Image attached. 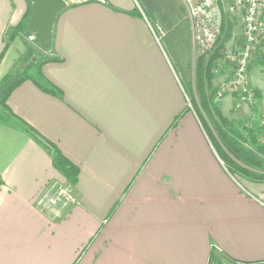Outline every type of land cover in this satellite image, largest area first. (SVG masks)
Returning <instances> with one entry per match:
<instances>
[{
  "label": "crops",
  "instance_id": "crops-1",
  "mask_svg": "<svg viewBox=\"0 0 264 264\" xmlns=\"http://www.w3.org/2000/svg\"><path fill=\"white\" fill-rule=\"evenodd\" d=\"M66 2L44 49L31 2L0 0V89L29 70L57 92L26 80L6 105L78 170L68 183L25 126L0 124V264L264 263V182L235 180L186 109L182 1ZM55 185L77 204L46 208Z\"/></svg>",
  "mask_w": 264,
  "mask_h": 264
},
{
  "label": "trees",
  "instance_id": "trees-1",
  "mask_svg": "<svg viewBox=\"0 0 264 264\" xmlns=\"http://www.w3.org/2000/svg\"><path fill=\"white\" fill-rule=\"evenodd\" d=\"M133 15H140V13L136 12L133 13ZM220 59V55L218 56L216 52L214 54L212 53V55H209L208 57L200 56L198 58L197 68L200 73L198 83L200 84V92L202 94L201 96L203 97V102L199 104L201 112L194 110L198 105L193 99L191 101L192 104L188 100L189 104L192 105V111L194 115L196 116L201 128L205 132L210 144L214 147L217 156L222 161L227 172L231 176L246 178L254 182H264V145L257 144L258 134L264 133V124H259L258 127L255 128L254 125L257 121L253 122V117L245 122L234 124L220 116V110L218 109V105L215 102L216 91L211 85V80L215 76L214 68H216V63H218ZM262 62L263 61H261L260 64H263ZM39 65L40 64L37 65L38 68ZM249 66L250 65H248L247 70ZM26 80L33 81L37 87L44 92L51 94L57 93L51 84L46 83L43 86L30 76L22 75L15 78L10 76L6 77L1 86L3 94L0 98V107L3 108L4 112L0 115V124L5 123L9 118H12L20 125L25 126V130L31 135L32 139L49 153L55 170H57L68 183L74 185L77 181V168L65 157H63L62 154L52 144L41 138L28 126L24 125L21 120L14 117L6 105V100L12 90ZM183 91L186 95L184 87ZM206 92H208V94H205ZM253 94L254 96H257L256 92H253ZM250 110H252L253 114L255 113V109L250 108ZM187 111L189 110L187 109ZM201 114H212V117L213 115L218 116V121H215L217 138H210V135L207 131L208 123L204 120L205 118ZM258 120H260V122L262 121L260 118ZM244 144H248L250 149H243L242 146H244ZM238 163H242L244 166H241ZM251 169H254L257 172H253ZM214 258L215 253H211L209 263Z\"/></svg>",
  "mask_w": 264,
  "mask_h": 264
},
{
  "label": "rangeland",
  "instance_id": "rangeland-1",
  "mask_svg": "<svg viewBox=\"0 0 264 264\" xmlns=\"http://www.w3.org/2000/svg\"><path fill=\"white\" fill-rule=\"evenodd\" d=\"M218 11L220 14V17L222 18V31L221 34L213 47L212 53L215 52L218 54V56L221 54L223 57H221L223 64L220 62L216 63L217 66L214 68L215 76L211 80V85L216 91L215 96V102L218 105V109L220 110V116L234 124L245 122L252 117L254 118L253 122L257 121L254 125V127H258L260 124V120H264V57L261 53L260 47L256 49V52L252 54L249 62V68L246 72V87L251 92L250 94L252 97L249 101L245 102H239L238 94L235 89L233 88H227L225 90L223 89V85L227 82H230L233 77L234 69L236 68L234 66L235 61V54L237 51L243 46V20L244 16L241 11L238 10H230V7L232 5L233 0H218ZM261 18L264 20V1L261 5ZM151 28H153L154 32L156 33V27L154 23L150 22ZM221 47V48H219ZM211 53V55H212ZM200 56L195 51L194 54V62L192 65V75H191V83L189 87L185 88L186 95L183 91V98L185 100L186 109L189 110V112L193 113L192 111V105L189 104V101L191 102L192 99L195 101V103L198 105L194 110L201 112V108L199 107V104L203 102V97L201 96L200 92V84L198 83L200 73L197 68V60ZM261 61H263V64H260ZM40 61H38L37 65ZM36 65V66H37ZM252 66H256L253 67ZM36 68V67H35ZM26 75L30 77H34V73L30 72L29 70L27 73H22L20 76ZM13 78L19 77V76H12ZM253 92H256L257 96H254ZM3 94V90H0V98ZM205 94H208L206 92ZM187 96V97H186ZM189 101H187V99ZM192 104V102H191ZM250 108L255 109V115L253 114L252 110ZM3 114V112H1ZM0 114V115H1ZM194 114V113H193ZM235 114V115H234ZM204 120L208 123V134L210 135L211 139L217 138V132L215 127V121H218V116L212 114H206L203 115ZM240 117V118H239ZM205 133V132H204ZM206 135V134H205ZM257 144L264 145V133L258 134L257 137ZM243 149H250L248 144H244L242 146ZM239 165H243L242 163H238ZM235 180H237V177L233 176ZM239 181V180H238ZM209 264H231L228 260L221 257L219 254H215V258L211 260ZM264 264V263H261Z\"/></svg>",
  "mask_w": 264,
  "mask_h": 264
},
{
  "label": "built area",
  "instance_id": "built-area-1",
  "mask_svg": "<svg viewBox=\"0 0 264 264\" xmlns=\"http://www.w3.org/2000/svg\"><path fill=\"white\" fill-rule=\"evenodd\" d=\"M188 14L192 41L199 56L208 57L213 51L221 31L222 18L218 11V0H181ZM264 0H233L230 10L243 13V46L235 54L233 77L223 85L222 91L233 88L239 95V102L249 101L252 95L246 87V72L252 54L260 47L264 57V20L261 18V5ZM150 26V24H149ZM150 29L153 33V28ZM33 37L29 40L33 41ZM187 99V98H186ZM188 101V99H187ZM264 124V120L260 122ZM60 201L77 204L70 190L59 185L52 186L44 195L46 208L56 206Z\"/></svg>",
  "mask_w": 264,
  "mask_h": 264
},
{
  "label": "water",
  "instance_id": "water-1",
  "mask_svg": "<svg viewBox=\"0 0 264 264\" xmlns=\"http://www.w3.org/2000/svg\"><path fill=\"white\" fill-rule=\"evenodd\" d=\"M31 18L28 30L42 48H49L55 19L67 7L66 0H29Z\"/></svg>",
  "mask_w": 264,
  "mask_h": 264
}]
</instances>
